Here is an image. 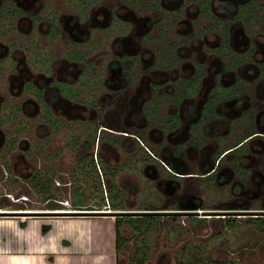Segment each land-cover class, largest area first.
Masks as SVG:
<instances>
[{
    "label": "flooded vegetation",
    "instance_id": "1",
    "mask_svg": "<svg viewBox=\"0 0 264 264\" xmlns=\"http://www.w3.org/2000/svg\"><path fill=\"white\" fill-rule=\"evenodd\" d=\"M18 215L114 216L148 257L162 227V264L186 225L263 230L264 0H0V217Z\"/></svg>",
    "mask_w": 264,
    "mask_h": 264
},
{
    "label": "crops",
    "instance_id": "2",
    "mask_svg": "<svg viewBox=\"0 0 264 264\" xmlns=\"http://www.w3.org/2000/svg\"><path fill=\"white\" fill-rule=\"evenodd\" d=\"M117 231L110 215L0 217V264H147L148 256L129 259L130 242L118 246Z\"/></svg>",
    "mask_w": 264,
    "mask_h": 264
},
{
    "label": "rangeland",
    "instance_id": "3",
    "mask_svg": "<svg viewBox=\"0 0 264 264\" xmlns=\"http://www.w3.org/2000/svg\"><path fill=\"white\" fill-rule=\"evenodd\" d=\"M234 223L235 226L231 229L218 231L220 233L218 237L221 241L217 243L209 242V236L205 235L207 233L204 236H200L201 232L194 234V231L187 229L186 225L182 235L178 238V242L174 241V245L171 243L169 246L179 251L181 258L179 264H213L214 262L215 264H264V218H261L257 223L263 230H258L251 223L248 222L249 224H247L244 220H236ZM161 228H150L148 232L152 243L150 247L151 254L148 258L145 256L144 250L142 253L140 251V253L134 255L132 246H135V243L130 241L131 254L128 255L129 259L136 256L137 260H140V257L144 256L143 259L147 258L148 260L147 264H154V258L161 250V242L157 240V237L162 234ZM129 234L128 231L127 235ZM246 239L251 243L248 241L250 244H244L243 242ZM177 243L178 246H176ZM257 245H261L262 249ZM248 250L254 252L255 255L247 263L245 262L244 253ZM210 253H213L212 257H210Z\"/></svg>",
    "mask_w": 264,
    "mask_h": 264
},
{
    "label": "trees",
    "instance_id": "4",
    "mask_svg": "<svg viewBox=\"0 0 264 264\" xmlns=\"http://www.w3.org/2000/svg\"><path fill=\"white\" fill-rule=\"evenodd\" d=\"M46 227L47 226H44V230L46 229ZM117 245L119 246L120 245V243H121V241H120V239H119V236H118V234H117ZM146 256V255H145ZM143 258H144V256H142V257H140V260L139 261H142L143 260Z\"/></svg>",
    "mask_w": 264,
    "mask_h": 264
}]
</instances>
